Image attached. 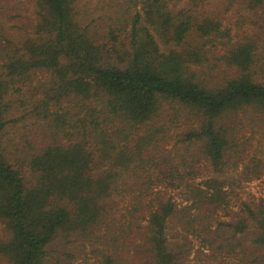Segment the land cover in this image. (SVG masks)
<instances>
[{"label": "trees", "instance_id": "16d2710c", "mask_svg": "<svg viewBox=\"0 0 264 264\" xmlns=\"http://www.w3.org/2000/svg\"><path fill=\"white\" fill-rule=\"evenodd\" d=\"M264 0H0V264H264Z\"/></svg>", "mask_w": 264, "mask_h": 264}, {"label": "rangeland", "instance_id": "374dc122", "mask_svg": "<svg viewBox=\"0 0 264 264\" xmlns=\"http://www.w3.org/2000/svg\"><path fill=\"white\" fill-rule=\"evenodd\" d=\"M263 193H264V185L260 181H254L249 183V185L246 187L244 195L247 196L250 194H254L256 196H260Z\"/></svg>", "mask_w": 264, "mask_h": 264}]
</instances>
